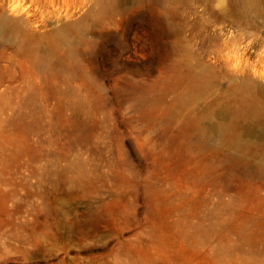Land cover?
Masks as SVG:
<instances>
[{"label": "rangeland", "instance_id": "374dc122", "mask_svg": "<svg viewBox=\"0 0 264 264\" xmlns=\"http://www.w3.org/2000/svg\"><path fill=\"white\" fill-rule=\"evenodd\" d=\"M160 1L127 0L43 67L0 45V264H264V183L197 147L167 109L176 50ZM162 1L184 61L212 68L216 90L236 70L227 54L264 82V0H247L261 12L246 39L220 22L229 0ZM30 2L39 16L16 19L40 36L94 0Z\"/></svg>", "mask_w": 264, "mask_h": 264}, {"label": "bare ground", "instance_id": "6f19581e", "mask_svg": "<svg viewBox=\"0 0 264 264\" xmlns=\"http://www.w3.org/2000/svg\"><path fill=\"white\" fill-rule=\"evenodd\" d=\"M1 1L0 45L11 47L15 53L24 55L31 67L46 66L54 55L61 51L63 59L72 57L82 35L89 30V27L100 26L111 21V17H116L124 8L123 5L127 3V0H94L77 20L60 23L57 27L48 29V33L44 35L32 36L22 27L16 16L21 11L28 17L39 16L40 9L36 7V4L30 0H23L21 7L11 5L7 13ZM227 4L228 11L218 15L220 22L238 26L239 31L247 32L248 35L250 32L253 33L256 17L260 16V6L247 0H229ZM83 7L81 3L73 9L78 10L76 13L79 14ZM159 7L164 11L162 16H165V19H159V26L162 29L166 28L174 37L173 44L176 50L175 64L166 76L167 80L173 82L175 86L173 99L167 104L170 115L175 120L181 121L189 136L194 138L197 147L227 152L237 162V169L241 175L261 179L264 183L262 72L253 70L247 60L245 62L239 59V61L232 60L234 58L227 54L228 63L235 61L233 67L236 70L226 81V88L222 91L216 90L212 68L200 63L184 61L190 56L181 47L184 40L181 38L180 25L175 20V3H166L161 0ZM58 11L54 9L55 13ZM61 14L65 20L70 19L69 10H63ZM61 14L56 15L57 19L61 17ZM43 26L48 27L47 24ZM243 34L244 38L245 33ZM226 43L228 46H234L235 40L230 39Z\"/></svg>", "mask_w": 264, "mask_h": 264}]
</instances>
